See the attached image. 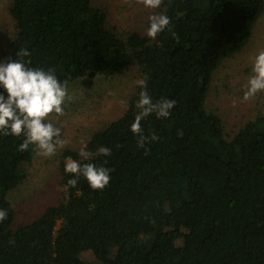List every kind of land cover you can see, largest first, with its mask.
<instances>
[{
  "label": "trees",
  "instance_id": "1",
  "mask_svg": "<svg viewBox=\"0 0 264 264\" xmlns=\"http://www.w3.org/2000/svg\"><path fill=\"white\" fill-rule=\"evenodd\" d=\"M94 0H11L15 37L2 60L27 49L32 66L53 68L66 83L113 76L137 66L154 100L176 104L167 119L149 115L143 133L156 141L137 147L130 132L139 109L136 85L128 109L86 142L93 159L64 149V160L110 169L109 184L76 188L35 219L15 224L11 192L26 178L34 146L0 136V264H264V112L232 136L206 108L214 71L248 43L264 0H163L156 12L170 30L148 38L108 25ZM99 146L110 156L96 153ZM83 148V149H84ZM59 221V224H58Z\"/></svg>",
  "mask_w": 264,
  "mask_h": 264
},
{
  "label": "rangeland",
  "instance_id": "2",
  "mask_svg": "<svg viewBox=\"0 0 264 264\" xmlns=\"http://www.w3.org/2000/svg\"><path fill=\"white\" fill-rule=\"evenodd\" d=\"M10 1L0 0V60L15 37L13 20L8 12ZM93 3L107 10L108 25L121 33L138 31L144 34L148 16L156 12V9L145 8L138 0H94ZM262 49L264 13L247 45L239 53L226 58L213 73L206 108L222 119L227 137L257 113L264 112V92L242 100L244 86L251 74L250 57ZM140 79L138 67L131 66L113 76L97 75L67 83L73 99L64 106L63 116L49 115V119L62 127L66 143L49 158L38 155L34 150L32 162L24 165L26 178L9 197L16 212L15 224L35 219L47 206L63 198L65 185L60 173L61 152L64 149L80 152L94 131L118 119L128 109L136 82ZM80 257L99 264L90 250L82 251Z\"/></svg>",
  "mask_w": 264,
  "mask_h": 264
},
{
  "label": "clouds",
  "instance_id": "3",
  "mask_svg": "<svg viewBox=\"0 0 264 264\" xmlns=\"http://www.w3.org/2000/svg\"><path fill=\"white\" fill-rule=\"evenodd\" d=\"M145 8L158 9L163 0H138ZM170 30V17L163 12H153L148 16L145 36L155 39L158 34ZM27 49L16 52L15 57L0 60V136L21 137L22 142L18 151L24 152L29 146H34L37 154L49 158L56 154L57 148L62 147L66 140L62 127L49 119L50 114L63 116L64 106L73 97L69 94L68 85L61 81L55 69L42 66H32ZM251 60V74L244 86L242 100H248L258 92H264V49L257 51ZM141 89L136 101L139 109L129 130L137 137V147L144 148L145 144L158 139L155 133L146 136L140 121L155 115L158 119H167L176 101L162 97L154 100L147 90V77L138 80ZM96 153L110 156L111 149L99 146ZM79 155L87 161L93 159L86 149H81ZM63 171L70 174L64 189L76 188L78 181L83 178L93 190H103L111 179L110 169L95 163H82L72 157L64 160ZM8 210L0 208V222L6 220Z\"/></svg>",
  "mask_w": 264,
  "mask_h": 264
}]
</instances>
